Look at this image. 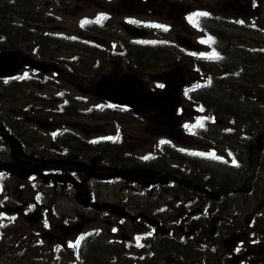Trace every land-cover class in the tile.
I'll list each match as a JSON object with an SVG mask.
<instances>
[{
  "label": "flooded vegetation",
  "instance_id": "obj_1",
  "mask_svg": "<svg viewBox=\"0 0 264 264\" xmlns=\"http://www.w3.org/2000/svg\"><path fill=\"white\" fill-rule=\"evenodd\" d=\"M84 1L90 10L88 38L70 43L84 46L91 55L88 74L73 72L74 58L70 66L59 69V62L45 53L37 59L47 74L23 70L34 74L27 77L28 87L52 89L65 97L89 96L94 102L82 109L41 104L32 112L13 110L9 120L1 121L9 137L0 129V185L6 191L0 195V211L33 220V232L48 238L49 245L74 242L77 236L83 237L80 248L101 245L112 260L108 264H264V140L256 143L264 122L243 120L241 114L246 117L249 112L237 105L231 112L235 121L206 126L197 136L200 153L214 156L185 157L177 151L185 157L178 160L173 141L182 126L176 130L170 128L171 120L159 122L170 129L164 131L166 137L138 151L139 137L130 135L122 120L129 109L101 98L103 79L113 84L111 79L127 72L141 77L149 89L165 88L167 70L148 75V63L157 60L151 49L158 46L141 40L153 31L144 26L148 21L171 30L161 21L166 1H173L177 14L209 13L201 17L215 21L219 65H235L244 79H251L253 64L264 61V0ZM141 11L156 19H142ZM101 14L106 19L96 23ZM125 25L141 27L147 36L131 37ZM111 26L115 34L105 39ZM161 45L165 59H172L173 46ZM100 55L109 60L103 73ZM123 68L129 71L121 73ZM83 78L85 86L77 82ZM251 91L236 93L251 96ZM137 117L144 122L155 115ZM182 146L184 151L190 147ZM61 198L71 201L73 214L60 211Z\"/></svg>",
  "mask_w": 264,
  "mask_h": 264
},
{
  "label": "rangeland",
  "instance_id": "obj_2",
  "mask_svg": "<svg viewBox=\"0 0 264 264\" xmlns=\"http://www.w3.org/2000/svg\"><path fill=\"white\" fill-rule=\"evenodd\" d=\"M21 3L34 5L39 10L41 9L43 12L47 13L50 18L51 22L48 23H39L36 20L40 18V16L37 14L35 17H32L33 21L31 23L32 26L29 25L27 29H29L31 35V39L33 37H42L47 41H50L52 44L50 46L42 45L39 46L38 55L47 54L49 56H52L53 59L56 60L58 63V68L61 69L64 66H70L69 64L72 62L73 58L75 59L74 63H71L73 72H76L77 74H88L89 69L91 67V55L88 53L87 49L84 46H79L70 43L71 41H85L86 38H88V30L84 29L82 26V21H85L90 18V10H87L85 1L83 0L81 3H79V0H62L61 4L57 5L50 0H24ZM171 3L173 1H166L165 3V14L162 16L161 21H165L169 23V26L172 27L171 30L165 31V30H156L155 33L151 34L147 41L149 40H155L156 42H167V44H172V53L173 58L168 57L165 59V55H163L161 52L164 51V47L158 48V52H156L155 56L160 53L159 56H157V60L154 62H149L148 67H151L150 70H148V75L156 74L164 70H171L169 73L173 75H177L179 72L182 74L183 83L185 87L189 85H194L195 83H200L204 81V77L201 75H196L193 71L190 69V65L187 64L186 60H183L181 57L178 56L179 52H182L183 47L176 44L177 39L182 37H187L191 40L192 43L196 44V51L197 53H203L208 51L209 44V37L205 34V31H201L199 20L200 17L196 18V22L192 23L189 21L188 17L191 16L192 13H187L185 15L177 14L175 12L174 7L171 6ZM28 6V5H27ZM10 12V11H9ZM143 14L142 19H156L154 15H145L144 11H141ZM167 13H171L170 18L167 17ZM212 18H204L201 23L207 25L212 30L214 29V23L210 22ZM47 24L48 27L45 25ZM114 19H113V26H114ZM43 26L44 28L38 27ZM202 27V26H201ZM111 33H106V38H111L115 34V29L110 27ZM232 42H238L239 39H235L234 37H229ZM222 40H225L224 37H222ZM20 42L12 48L13 50H18L24 54L31 55L35 57V55H32L31 52H35L36 43L34 41H26V40H19ZM40 41L38 42V44ZM161 43V44H162ZM252 47H257V44L253 42ZM36 58V57H35ZM77 58H79L77 60ZM99 58V73H103L104 65L109 61L108 59H102V55L98 56ZM58 59V60H57ZM77 60V61H76ZM173 60V63H168L166 61ZM259 63L264 64V61L261 59L258 60ZM113 65H111L112 67ZM226 66V65H224ZM109 68L105 67V71H107ZM206 69H208L210 72H218L217 68L214 65H210L209 63L206 64ZM235 72H238L239 70L233 69ZM129 71L126 68L121 69V73ZM244 72V71H243ZM261 72V71H260ZM221 73V71H220ZM240 73V72H238ZM85 77V76H83ZM230 77V81H234V78L232 77L231 73L228 76ZM149 79V78H147ZM189 82H186V81ZM7 81L0 80V117L4 119H9V117H12L11 113L13 110L21 111L23 110L25 112H32L34 109H36L41 104H45L43 106L48 107L56 104L59 100L56 99V94L54 93V90L52 89H46L44 91H40L38 87H28V83H22V82H16V89H12L11 85L6 84ZM81 85L85 86V83L87 82L86 78L77 80ZM73 92L78 93L77 88L74 87H68ZM253 90L251 91V96L246 94L245 96L240 95L239 93H236V91H246V90ZM37 93L44 94L41 96H36ZM214 94H217L218 98L225 99L229 102H232L234 105H240L241 111H247L246 117L244 118L242 116V119H250L251 117L253 120L260 121L261 123L264 122V81L257 83L255 85H248L243 83V85L238 89L235 87V83H232L228 86H222L218 89L217 92ZM75 95H81V94H75ZM88 102L85 103H79L73 100V103L77 106L78 109L85 108L87 105L93 104L94 100L88 96ZM43 100V101H42ZM180 105L181 109L178 115L179 122H181V125L188 124L189 128L186 129L188 133H191L192 129L197 123L195 121L197 120L196 114L198 113L197 110L194 108V106L187 101H184L180 97ZM26 109V110H25ZM239 109V107H238ZM251 112V114H250ZM253 112V114H252ZM40 115V113L38 112ZM72 115V114H70ZM205 116V112L202 114ZM216 120L218 121V124L214 126H219L220 122H227L231 121V116L223 114V113H217ZM242 115V114H241ZM32 117H35V115H31ZM83 117V116H82ZM43 119V118H42ZM82 120H86L88 118L83 117L80 118ZM63 120L62 118L60 121ZM122 120L126 122L127 125V131L130 135L134 137H139L138 140H136V147L135 148L138 151L145 152L150 149V146L152 143L156 140V142L164 136L165 130H170L169 128H166V124L159 123V121L154 117L150 118L148 117L144 122H138L140 121L138 118H134L133 114L129 113L128 115H125ZM156 121L157 124L154 125V122ZM246 122V120L244 121ZM170 123V121H168ZM199 123V122H198ZM178 130V128L176 129ZM197 130V129H196ZM37 133V131H35ZM185 132V131H184ZM195 133V132H194ZM178 139L176 140V143H181L185 146H190L189 148L196 151L199 147L197 144V140L188 137L187 134H178ZM152 142V143H151ZM183 142H187L184 144ZM176 148H182L180 146H177ZM221 172L223 169L221 168ZM59 197L55 196V199L57 200ZM60 203L61 206V212L62 213H71L73 214V205L71 201L66 200L64 198H61ZM14 223L16 224V228L14 230V235L12 238L8 237V231L9 227H7L5 231V241L9 242L12 239V246L16 245L15 240L18 237V235L21 233L20 228L24 227V224L20 219L18 221L14 219ZM14 226V225H13ZM12 226V227H13ZM32 228V227H31ZM19 233V234H18ZM22 235V234H20ZM25 236L22 237V240L19 241L20 245H25L27 247H31V244L36 239L31 232L26 233ZM46 246L49 244V239H45ZM38 249V248H36ZM0 252H4V248L0 246ZM103 255V254H101ZM91 257V255H88ZM102 257H105L103 255ZM109 256L104 258L103 264L106 263V259Z\"/></svg>",
  "mask_w": 264,
  "mask_h": 264
},
{
  "label": "water",
  "instance_id": "obj_3",
  "mask_svg": "<svg viewBox=\"0 0 264 264\" xmlns=\"http://www.w3.org/2000/svg\"><path fill=\"white\" fill-rule=\"evenodd\" d=\"M130 33L135 34L134 31H131ZM23 65H30L37 69H41L38 63L33 62L27 56L22 55L18 51L0 52V77L13 75ZM174 77L171 78V81L176 78ZM124 81L126 82V85L131 83L128 89H125L124 91H118L117 89V92H112L106 95V98L116 100L118 103L126 104L139 112L147 111L146 109L153 107L157 109L160 116H169L173 113L176 104L175 97H173L171 92L165 91L155 94H147L144 92L140 80L132 75H126L119 80L120 83ZM159 103L167 105H158ZM160 106L166 108V110L160 108Z\"/></svg>",
  "mask_w": 264,
  "mask_h": 264
},
{
  "label": "trees",
  "instance_id": "obj_4",
  "mask_svg": "<svg viewBox=\"0 0 264 264\" xmlns=\"http://www.w3.org/2000/svg\"><path fill=\"white\" fill-rule=\"evenodd\" d=\"M20 1L0 0V51L14 47L17 41L23 39L24 34L26 35L25 30L14 26L17 23L23 24L24 19L25 21L29 19L27 15L24 16ZM11 15L17 20L16 22L11 20ZM10 232L13 233V230ZM34 254L22 251L21 248L13 251L9 249V253L8 250L0 253L3 257L0 259V264H50L49 262L42 263L37 254Z\"/></svg>",
  "mask_w": 264,
  "mask_h": 264
},
{
  "label": "snow or ice",
  "instance_id": "obj_5",
  "mask_svg": "<svg viewBox=\"0 0 264 264\" xmlns=\"http://www.w3.org/2000/svg\"><path fill=\"white\" fill-rule=\"evenodd\" d=\"M207 15H209V13H207V12H197V13H193L191 16H189L188 19H189L190 22L195 23L197 17L207 16ZM103 19H106V16H104L103 14H101L100 16L97 17V20H96L95 22H96V23H99V22H101V20H103ZM89 22H90V21H87V20L82 21V26H83L84 24H86V23H89ZM130 22L135 23V21H130ZM240 23H243V21H240ZM154 26H155V27H165V26H163V25H154ZM208 39H209V41L214 42V41L212 40L211 37H209ZM214 57H215L216 59H222V57H220L218 53H214ZM208 83H209V84L211 83V79H210V78H209V80H208ZM199 126H200V127H203V123H202V122L199 123ZM185 127L187 128V127H189V126H188V125H185ZM109 139H111V138L109 137ZM93 142H95V141H93ZM161 143H165V141H161ZM199 155H209V156H214V153H209V154H203V153H200ZM147 158H148V157H145V159H147ZM232 162H233V164H236V161H235V160H233ZM237 166H238V165H237ZM114 231H115V230H114ZM82 239H83V237L80 238V240H82ZM137 239H139V238H137ZM80 240H77V241L75 242V244H71V243H70V244H69V247H77V246L80 244ZM138 246H142V245H138Z\"/></svg>",
  "mask_w": 264,
  "mask_h": 264
}]
</instances>
